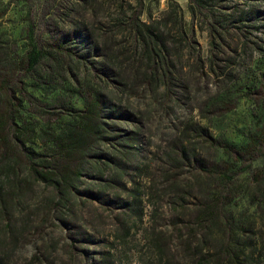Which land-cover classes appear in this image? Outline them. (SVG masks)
Returning <instances> with one entry per match:
<instances>
[{
	"label": "trees",
	"instance_id": "trees-1",
	"mask_svg": "<svg viewBox=\"0 0 264 264\" xmlns=\"http://www.w3.org/2000/svg\"><path fill=\"white\" fill-rule=\"evenodd\" d=\"M188 1L190 25L184 23L179 6L145 19L143 0L135 4L130 0H40L30 7L26 49L16 40H0V201L6 220L12 219L7 198L14 189L22 192L33 184L34 192L42 187L49 191L45 201L35 206L46 221L60 212L63 201L81 194V180L97 176L102 166H119L126 153L138 148L137 142L142 145L146 124H133L136 127L128 132L110 122L118 120V115L130 122L131 114L122 105L125 95L127 100L155 102L170 114L173 101L202 84L210 92L211 87L239 79V67L249 60L246 52L257 49L256 32L264 26L256 1L239 0L243 7L236 17L211 14L212 0ZM197 28L208 34L207 57L197 41ZM68 57L97 69L93 79L100 87L87 95L84 109L61 113L72 122L58 131L52 126L58 115L53 116L48 104L30 91L28 81L44 60ZM249 82L243 96L264 105V73ZM208 104L194 102L201 118L211 121L230 113L238 103L227 97L213 101L206 110ZM174 129L179 132L172 146L177 169L193 165L192 143L222 154L219 161L194 158L200 174L213 180L220 191L197 205L200 229L195 231V241L189 232L181 231L174 249L160 233L151 245L152 264H263L264 232L256 221L225 219L224 209L238 197L240 176L254 171V163L264 157V117L239 145L214 138L198 123L186 122ZM129 136L135 145L126 141ZM134 168L137 171L138 165ZM250 186L246 188L252 190ZM258 191L254 187L251 193ZM98 192L103 190L90 191L86 197L98 202ZM58 220L64 225L63 219Z\"/></svg>",
	"mask_w": 264,
	"mask_h": 264
},
{
	"label": "rangeland",
	"instance_id": "rangeland-1",
	"mask_svg": "<svg viewBox=\"0 0 264 264\" xmlns=\"http://www.w3.org/2000/svg\"><path fill=\"white\" fill-rule=\"evenodd\" d=\"M39 1L0 0L1 41L13 39L26 49L30 7ZM143 1L145 19L179 6L184 23L190 25L192 22L188 0ZM254 1L264 17V0ZM209 3L211 14L225 17L229 14L236 17L239 14L236 11L243 7L239 0H212ZM256 34L260 39L257 49L246 52L249 60L239 67V79L234 83H223L220 88L211 87L210 92L202 84V88L173 101L174 111L170 114L162 112L155 102L134 97L127 100L125 95L126 103L122 105L131 114L130 122L121 115L110 122L113 125L119 123L128 132L136 127L133 124H146L142 145L137 142L138 148L126 153L119 166H102L100 172L97 170V176L81 180V194L63 201L57 214L45 221L43 211H36V204L45 201L50 192L43 187L34 192L33 184L27 185L22 192L14 189L7 198L11 208L10 223L4 217L0 201V264H152L155 260L151 257V245L159 240L160 233L174 249L179 246L181 231L189 232L194 240L195 231L200 229L197 205L220 191L213 180L200 174L194 158L219 161L223 157L208 145L192 143L189 147H192L190 155L194 166L177 169L172 160L176 156L172 146L179 138V132L174 127H182L186 122L198 123L208 128L214 138L237 145L244 143L246 136L264 117V105H257L243 96L248 91L246 85H251L249 81L264 73V26ZM197 41L203 56L207 57L210 48L207 32L197 28ZM96 71L85 68L83 62L74 57L50 58L44 60L28 81L30 91L48 104L53 116L58 115L52 124L58 131L72 122L68 114L61 113L66 109H84L87 95L99 89L93 79ZM227 97L237 101V107L230 113L212 117L211 121L202 119L200 110L194 105V102H220ZM126 139L130 145L135 143L133 136ZM253 167L254 171L240 176L235 190L238 197L224 209V214L225 219L256 221L264 232V157ZM247 185H251L252 190H248ZM254 187L259 191L252 195ZM99 188L103 192H98V202L86 197L90 191ZM58 219H63L64 225ZM42 220L44 224L40 223Z\"/></svg>",
	"mask_w": 264,
	"mask_h": 264
}]
</instances>
